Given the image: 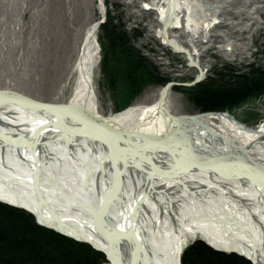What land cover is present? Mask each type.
I'll return each mask as SVG.
<instances>
[{
    "label": "bare ground",
    "instance_id": "6f19581e",
    "mask_svg": "<svg viewBox=\"0 0 264 264\" xmlns=\"http://www.w3.org/2000/svg\"><path fill=\"white\" fill-rule=\"evenodd\" d=\"M165 8L164 42L199 67L169 38L176 0ZM97 31L94 22L81 36L69 102L48 103L86 112L0 99V201L46 230L88 242L110 264H181L184 235L196 234L264 264V116L249 128L223 110L206 111L181 125L165 106L166 88L151 105L100 115Z\"/></svg>",
    "mask_w": 264,
    "mask_h": 264
},
{
    "label": "rangeland",
    "instance_id": "374dc122",
    "mask_svg": "<svg viewBox=\"0 0 264 264\" xmlns=\"http://www.w3.org/2000/svg\"><path fill=\"white\" fill-rule=\"evenodd\" d=\"M176 3L177 20L171 28L167 27L169 38L187 50L199 67L191 63L186 51L164 42L165 34L160 30L166 27L162 9L167 0H0V90L39 102H69L81 36L96 22L99 58L94 86L95 106L100 115L109 117L131 106L151 105L162 88L168 89L165 106L170 115L206 113L193 97L199 89L240 79L256 81L263 73L264 0H176ZM113 35L127 40L133 57L140 56L153 76L152 80L142 81L141 88L131 96L132 89L125 83L109 80L111 56L115 52ZM154 76L161 77L163 82H154ZM221 113L229 114L240 125L256 127L264 116V93L244 98ZM0 204L22 212L16 217L0 209V215L7 220L19 222L20 214L41 227L26 210L2 201ZM59 235L100 254L98 264L111 263L103 251L88 242ZM184 236L181 264L185 251L196 242H202L216 255L233 254L253 264L243 255L214 249L198 234ZM9 243L12 244L7 240Z\"/></svg>",
    "mask_w": 264,
    "mask_h": 264
},
{
    "label": "trees",
    "instance_id": "16d2710c",
    "mask_svg": "<svg viewBox=\"0 0 264 264\" xmlns=\"http://www.w3.org/2000/svg\"><path fill=\"white\" fill-rule=\"evenodd\" d=\"M109 32V31H107ZM110 38V34L108 33ZM112 38L113 56L109 80L125 83L132 93L141 88V83L153 77L140 56L131 53L127 40L120 35ZM111 40V38H110ZM138 56V57H137ZM122 65H124L123 68ZM259 78L251 81L238 80L235 83L205 86L194 98L202 111L225 110L251 95L264 93V71ZM149 78V79H148ZM152 80V79H151ZM143 81V82H142ZM154 82H163L154 76ZM0 209L18 216L15 209L0 204ZM18 221H10L0 215V264H98L100 254L89 246L75 243L59 234L41 228L29 217L19 214ZM8 235H6V234ZM7 240L11 241L7 245ZM6 242V243H5ZM183 264H250L236 255H217L202 242L190 246L183 255Z\"/></svg>",
    "mask_w": 264,
    "mask_h": 264
},
{
    "label": "water",
    "instance_id": "95a60500",
    "mask_svg": "<svg viewBox=\"0 0 264 264\" xmlns=\"http://www.w3.org/2000/svg\"><path fill=\"white\" fill-rule=\"evenodd\" d=\"M0 99L4 100L5 102L16 103V104L25 106L29 109L37 110V111H58V110H62V109L64 110L65 109L64 111H70V112H74V111L86 112L83 108H79V107L75 108V107H72L70 105H66L64 108H61V109H60V106L50 105L48 103H44L42 105V102H39V101H36L33 99H29V98L19 97L16 95H10L6 92H0ZM198 116H199V114L193 115V116H179L177 121L181 122V125H184V121L190 120V119L193 120ZM142 136L148 137L149 139H155L156 138L153 136H145V135H142ZM154 141H156V140H154Z\"/></svg>",
    "mask_w": 264,
    "mask_h": 264
}]
</instances>
